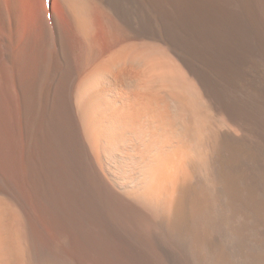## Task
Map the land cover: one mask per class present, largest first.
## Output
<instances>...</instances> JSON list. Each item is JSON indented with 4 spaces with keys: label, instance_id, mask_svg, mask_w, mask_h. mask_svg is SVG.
<instances>
[{
    "label": "bare ground",
    "instance_id": "bare-ground-1",
    "mask_svg": "<svg viewBox=\"0 0 264 264\" xmlns=\"http://www.w3.org/2000/svg\"><path fill=\"white\" fill-rule=\"evenodd\" d=\"M0 79V264H264V0H0Z\"/></svg>",
    "mask_w": 264,
    "mask_h": 264
},
{
    "label": "rangeland",
    "instance_id": "rangeland-1",
    "mask_svg": "<svg viewBox=\"0 0 264 264\" xmlns=\"http://www.w3.org/2000/svg\"><path fill=\"white\" fill-rule=\"evenodd\" d=\"M28 26V24H27ZM0 104H2V82L0 79ZM15 154V155H14ZM15 161V163H14ZM0 165L7 170L13 171L15 174L20 175L21 165L17 154L10 153L8 150L7 142L3 135V129L0 127ZM19 166V167H18ZM19 173V174H18Z\"/></svg>",
    "mask_w": 264,
    "mask_h": 264
}]
</instances>
